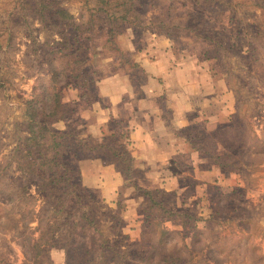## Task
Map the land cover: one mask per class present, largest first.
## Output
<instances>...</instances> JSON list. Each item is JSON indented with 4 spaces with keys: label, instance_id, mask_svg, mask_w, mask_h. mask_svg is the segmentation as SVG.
<instances>
[{
    "label": "rangeland",
    "instance_id": "374dc122",
    "mask_svg": "<svg viewBox=\"0 0 264 264\" xmlns=\"http://www.w3.org/2000/svg\"><path fill=\"white\" fill-rule=\"evenodd\" d=\"M262 6L264 0H0V264L65 262L63 243L48 244V224L54 217L39 192L41 181L30 179L27 170L32 150L35 158L30 161L48 166L49 150L60 138L52 136V128L70 133L57 141L61 150L74 152V165L77 154L85 153L83 144L97 148L94 159L82 160L79 170L89 160L99 161L103 169L118 168L111 149L127 153L134 172L125 175L118 169L122 185L114 199H104L100 188L90 190L104 211L119 204L125 207L120 214L128 243L144 244V251L158 240L155 223L160 219L152 220L155 211L149 210L143 189L162 191L169 207L193 214L195 220L185 228L180 217L177 224H161V230L169 232L167 247L156 245L154 260L176 250L187 259L188 245L193 249L190 264H264V43L229 35L234 28L231 20L244 13L256 12L247 22L264 26ZM56 9L65 12L62 22L52 17ZM187 22L200 28L205 38L187 29ZM69 23L82 35L75 37L78 32L65 28ZM112 29L113 36L108 34ZM63 32L71 48L62 49ZM109 38L115 44L108 43ZM131 46L134 51L129 53ZM144 51L147 56L166 52L173 67L182 64L198 70L200 88L205 89L189 93L197 103L202 93L207 96L205 108L196 107L190 115L192 135L188 128L178 132V154L153 166L136 163L131 152L135 126L126 114H112L100 129L95 126L99 109H110L108 94L117 84L129 86L130 93L123 96L134 103L146 99L148 90L143 88L156 85L138 64L137 53ZM253 53L259 55L251 58ZM153 65L165 68L162 63ZM86 80L92 81L90 85ZM63 82L71 85L61 87ZM57 91L62 96L59 106L66 107L58 116L64 115L67 122L51 124L48 110L45 117H34L35 103L48 101V92L53 99ZM163 116L171 118L168 110ZM221 128V141L203 143L204 136ZM222 139L236 154L216 162L209 153L224 151ZM85 163L82 184L84 176L94 178L92 165ZM80 207L72 221H79L87 210L77 211ZM216 212L221 214L209 219ZM58 217L64 219L62 214ZM220 217L223 220L217 221ZM97 218L99 233L112 239L110 219L105 214ZM60 226L56 238L70 227L65 222ZM88 229L93 232L94 226Z\"/></svg>",
    "mask_w": 264,
    "mask_h": 264
},
{
    "label": "trees",
    "instance_id": "16d2710c",
    "mask_svg": "<svg viewBox=\"0 0 264 264\" xmlns=\"http://www.w3.org/2000/svg\"><path fill=\"white\" fill-rule=\"evenodd\" d=\"M261 9L262 13L264 14V6H262ZM98 10H101V8ZM255 13L256 12H254L253 16L251 14L245 15L244 13L241 15L240 18L234 17L231 20L234 24L233 32L229 35H234L235 39L241 38L244 40L247 39L248 36H250L251 39H256L264 43V26L261 24V22H247V19H250V17L252 19L255 18ZM64 16L65 12H63L61 9H56L55 14L52 13V17L55 21L62 22L65 19ZM185 27L187 29H191L194 32L196 31L197 33H199L201 38H205V36H203L200 32L202 31L200 28L192 26L188 22ZM65 28H70L78 32V35H76L75 37H79L80 35H82L81 33H79V27L74 26L71 23L67 24ZM108 34L113 36L114 30H110V33ZM62 36L65 41L64 45H66L62 49H66V47L71 48L72 46L71 42L69 41L68 34L63 32ZM206 38L215 40L220 47L223 46V43L217 40L215 36H209ZM77 40L80 41L81 39L78 38ZM107 41L108 43L115 44L114 42H111V38H109ZM230 49L232 48L225 47V50ZM258 55L259 53H253L251 58L257 57ZM258 60L259 59H256L255 62H257ZM51 71L54 75V79H58L60 77L59 74H56L54 72V69H51ZM76 72L80 73L79 68L76 69ZM79 76L80 74H76L74 77L77 78ZM63 81H66V79H64ZM90 81L87 82L86 80V83L90 85ZM63 83L61 84V87L71 85L68 82ZM61 97V92L57 91L53 95V100L52 97H49L48 92V101L44 98V100L42 99L40 102L35 103V107L32 108V115H34V117L36 118L45 117L46 112L48 110V119H54L53 122L51 121L52 123L50 122L51 124H56L60 121L67 122V118L64 115L58 116V114L60 113V109L66 108L63 106H59L58 102L59 100H61ZM188 130L191 132L192 135V131H194L195 129L188 127ZM223 130L224 128H221L219 130L208 133L206 136H204V138H202L204 141L203 143L207 144L210 139H216L221 141ZM50 132H52V136H55L57 134L61 139L65 136L70 135V133L68 132L55 130L53 128ZM60 138L54 139V145H52V148L49 150L48 166H46L45 164H41L37 167L36 162H33V160L30 161V157L32 159L35 158V154L33 153V150L29 151V164L27 170L28 177H30V179L38 178L41 181V191L39 192L44 193L43 197L48 203V211H51L54 217L53 222H51L52 224H48V244L55 247L57 246L56 244H59V242L63 243L62 249L65 253L64 264H190L189 258L193 253V249L189 248L188 245H185V248L188 249L185 254L187 259H184L182 257V254L178 253V250H176L173 253L162 255L158 260H154L155 256L152 252L157 249L156 245H163L167 247L166 241L169 232L164 229L161 230L162 223L172 222L174 224H177V218L180 217V219H182L180 222V226L182 228H185L191 223V220H195V217L192 213H190L186 208H176V206L169 207L166 201L162 200V194H164L162 191L143 189L144 195L149 200L148 204H151L149 210L155 211V217L152 220L155 221L158 218L160 219L159 222L155 223V225L159 227V233L157 234L158 240H156L155 244H151L149 249H146L144 251V244L140 245L137 243H128V236L123 235L122 233L124 219L120 214L125 210V207L119 204V207L115 210H102V204L96 202L92 191L86 186H84L80 181V162L82 160L94 159L92 153L98 154L97 148H92L89 145L83 144L82 152L85 153H82V155H80V151L77 154V164L74 165L71 161L74 152L69 150H61L60 148L62 144L61 142L57 141L60 140ZM193 138L197 139L198 137L196 138L195 136H193ZM221 143H224L223 152L217 153L212 151L211 153H209L210 158L215 159L216 162L217 160L221 161L225 158L234 157V155L236 154L232 150H229V146H226L227 143L223 139ZM78 144L80 145L81 141H79ZM102 147L103 146H101V148ZM111 151L113 156L118 158V169L123 174L126 175L130 170L134 172L132 170L133 167L130 165L131 162L129 163L130 160H126V158L128 157L126 152H123L121 154L118 149H111ZM40 159L42 158H37L36 161ZM44 166H46L47 168H45ZM160 196L161 200L159 199ZM79 205L81 207L78 208L77 211L82 209L87 210H85L84 213L80 215L79 221H72V218H74L75 216L76 207ZM61 214L62 216H64L65 220H60L58 216ZM98 214H105V216L110 219V228H112L113 230L111 233L113 235L112 239L106 238L105 235L99 233V221H97ZM219 214L221 213L216 212L214 214H211L209 219L215 220L216 215ZM222 217L216 220L222 221ZM62 221L70 227L68 228V232L64 236L56 238V229L58 227H61L60 225L63 224ZM150 224H153V222L150 221L149 225ZM92 226H94V229H91L93 232L89 233L88 228ZM193 242L194 238L192 237V245Z\"/></svg>",
    "mask_w": 264,
    "mask_h": 264
},
{
    "label": "crops",
    "instance_id": "0c3cea01",
    "mask_svg": "<svg viewBox=\"0 0 264 264\" xmlns=\"http://www.w3.org/2000/svg\"><path fill=\"white\" fill-rule=\"evenodd\" d=\"M132 51L134 48L131 46L129 53ZM140 53H137L140 61L138 64L149 77L153 78L154 82H157L154 86L151 83V88L148 85L143 88L148 92L152 89V92H146V99L141 101L137 98L134 103L132 100H126L123 96L125 92L130 93L129 86L125 89L116 82L118 88L108 94L111 107L109 110L99 109L95 126L100 129L112 114L119 117L126 114L125 118L127 120L131 118V124L135 126L131 152L136 158V163L153 166L167 163L170 158L178 154L180 149L177 145L180 141L178 132L190 127L191 113L196 107L205 108L207 96L202 93L200 103H197L189 93L193 89H205V86L200 88L202 80L198 79V70L193 71L191 67H185L182 64L173 67L175 64L172 62V57L166 52L151 54L149 55L150 59L147 56L148 53ZM157 63L164 64L165 68L153 65ZM171 66L172 69H170ZM167 110L171 114L170 119L163 116ZM85 162L92 165L94 178L87 180L84 176L83 185L88 189L100 188L103 190L104 199H106L105 197L110 198V196H113L114 199L115 191L122 185L120 182L122 176L118 168L103 169L99 161L89 160ZM85 162L81 165L82 175L83 172H86L84 169L87 166ZM94 162L96 163L92 164Z\"/></svg>",
    "mask_w": 264,
    "mask_h": 264
}]
</instances>
